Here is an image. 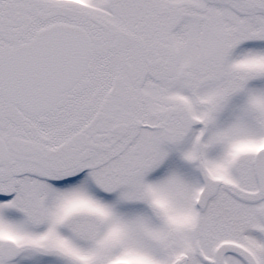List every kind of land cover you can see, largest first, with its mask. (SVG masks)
<instances>
[{
	"label": "snow or ice",
	"instance_id": "obj_1",
	"mask_svg": "<svg viewBox=\"0 0 264 264\" xmlns=\"http://www.w3.org/2000/svg\"><path fill=\"white\" fill-rule=\"evenodd\" d=\"M0 264H264V0H0Z\"/></svg>",
	"mask_w": 264,
	"mask_h": 264
}]
</instances>
